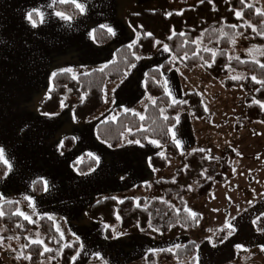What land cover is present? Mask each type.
Returning a JSON list of instances; mask_svg holds the SVG:
<instances>
[{
  "label": "rangeland",
  "instance_id": "374dc122",
  "mask_svg": "<svg viewBox=\"0 0 264 264\" xmlns=\"http://www.w3.org/2000/svg\"><path fill=\"white\" fill-rule=\"evenodd\" d=\"M37 1L44 13L41 25H53L56 32L38 34L35 30H23V25L20 30L14 27L7 33L5 28L0 31V146L12 165L6 178L0 180V204L16 202L17 213H24L33 224L42 216L50 218L64 244H80L71 264H146L147 253L158 256L187 242L197 246L196 264H264V231L256 230L257 219L264 217V123L246 118L247 92L242 87L224 88L223 77L203 67H178L166 73L165 85L173 99L196 92L209 121L197 119L189 111L177 114L179 121L172 132L180 142L179 154L163 170L149 167L148 156L157 151L151 141L140 145L124 138L122 145L112 149L94 134L95 126L115 119L120 107L143 115L149 101L145 97L143 73L149 66L158 67L168 57L159 41L152 54L139 56L122 81L107 83L104 105L93 117L84 121L74 119L73 109L82 97L71 90L65 93L57 113H38L53 72L70 68L76 76L99 69L111 61L116 48L136 40V32L126 22L128 13L146 9L170 14L201 0H79L86 12L75 21L58 20L52 9L54 0ZM246 1L264 15V0ZM14 6L19 14L16 0ZM103 21L113 22L115 30L113 41L104 48L96 47L89 28ZM228 54L264 64V48L254 45L250 35L236 38ZM246 75L230 72L227 77L244 79ZM70 135L75 146L63 154L61 141ZM201 149L215 161L205 169V179L220 171L221 160L228 163L229 169L224 182L216 183L204 197L197 193L204 180L192 181L184 205L199 216L195 229L174 226L167 234L136 228L123 232L116 224L111 227L113 238L106 239L105 226L88 216L90 205L107 196L119 201L143 199L145 204L162 199L151 182L174 180L177 171L185 167L184 157ZM83 153H91L99 160L95 159L97 165L92 171L78 174L73 163ZM40 178L48 183H43L44 192L36 195L32 184ZM139 182L147 187L137 188ZM170 202L178 208V201ZM25 239L29 244L41 241L38 244L46 248L38 228L30 230ZM0 245V264H30L28 256L23 257V241L6 225H0ZM39 264L52 262L43 259ZM165 264L190 263L174 259Z\"/></svg>",
  "mask_w": 264,
  "mask_h": 264
},
{
  "label": "trees",
  "instance_id": "16d2710c",
  "mask_svg": "<svg viewBox=\"0 0 264 264\" xmlns=\"http://www.w3.org/2000/svg\"><path fill=\"white\" fill-rule=\"evenodd\" d=\"M55 11L63 12L71 19L80 13L71 3L54 4ZM236 11L242 13L237 18ZM128 26L137 34L132 43L119 46L113 58L99 69H92L87 73L73 75L71 72H56L51 77L46 97L38 107V113H57L63 105V97L67 90H71L82 99L73 109L76 121H84L93 117L104 105V88L109 82L121 81L139 60L140 55L148 56L155 50L156 42L167 45L168 57L158 68H149L144 74L145 96L149 100L144 114L129 110L118 109L113 120L101 121L94 128L96 138L112 149L117 148L126 138L129 142L139 141L144 145L149 141H156L161 152L149 157L148 164L152 170H163L173 157L179 154V149L172 136V128L176 125L177 114L189 111L197 118H206L202 99L196 92L185 93L180 101L171 100L164 80V74L178 67L194 69L203 67L207 72L223 77V86L231 89L242 87L247 95L244 98L246 118L253 122L264 123V108L255 101L264 103V85L253 81H264V68L252 60H240L230 57L228 50L236 38L250 35L253 44L264 48V15L257 12L246 0H203L192 7H185L180 12L165 14L160 10H142L128 13ZM236 25V27H232ZM255 29V31H253ZM151 33V35H148ZM93 39L99 46L108 45L112 35L107 30L96 26L93 28ZM215 53V55H213ZM230 72H242L247 75L244 79L227 77ZM143 117V119H141ZM167 117V119H166ZM75 146L71 136L62 139L60 151L65 154ZM215 161L207 156V151L194 150L184 157L185 167L178 170L174 180H158L151 182L156 191L163 198L155 199L145 204L143 199L135 202L132 198L122 200L112 199L111 196L99 199L90 205L88 216L100 221L105 226L106 239L113 238L112 226L118 225L123 232L133 228L138 230L152 229L160 234H167L172 227L180 226L187 230L197 227L199 216H191L186 211L184 197L190 192V185L194 179L204 180L198 188L200 197L211 193L216 183H223L229 166L224 160L220 161V171L211 179H205V169ZM97 165L96 160L89 154L83 153L73 167L78 174H86ZM7 166L0 162V180L5 176ZM147 187L138 184L137 188ZM33 191L40 195L43 191L42 183L37 180L33 184ZM171 200L178 201V208H174ZM121 201H123L121 203ZM16 202L0 204V225L8 226L18 239L24 243L23 257L28 256L30 264H39L43 259H51L52 264H71L80 244L73 242L66 245L55 228L54 222L46 217L39 218L37 224L30 223L17 214ZM119 217V218H117ZM38 228L44 237V244H29L25 235L32 229ZM155 229V230H154ZM256 230L264 231V217L256 221ZM195 242L172 250H164L158 256L147 253L146 264H165L174 259L189 260L196 264ZM1 250V245H0Z\"/></svg>",
  "mask_w": 264,
  "mask_h": 264
},
{
  "label": "crops",
  "instance_id": "0c3cea01",
  "mask_svg": "<svg viewBox=\"0 0 264 264\" xmlns=\"http://www.w3.org/2000/svg\"><path fill=\"white\" fill-rule=\"evenodd\" d=\"M14 1L15 0H0V31L2 32V31H4V28H5V32L7 33L8 31H11V30H13L14 29V27H16L15 29H18V28H20L22 25H23V30H26V31H28L29 29V32L30 31H37L38 32V34H45V33H47V32H49L50 34L52 33V32H56V28L53 26V25H50V26H42L41 25V23H40V21H39V18H38V16H33V19H35L36 21H37V27H32V25H30V23H29V21L26 19V14L28 13V11H30V10H32L33 8H39L40 9V11H42L43 9H41L42 8V6L40 5V2L39 1H37V0H16L17 1V5L19 6V8H20V12H19V14H17L16 12H15V6H14ZM57 2H59V1H55L54 3H53V7H52V9H53V11H54V13H56L57 11H55V9H54V4L55 3H57ZM93 5H95V4H93ZM92 5V6H93ZM28 7H31V8H28ZM102 7H104V6H102ZM82 16V14H80L77 18H75V19H73L74 21L75 20H77V19H80V17ZM57 19L58 20H64V19H61L60 17H58L57 16ZM71 19V18H70ZM64 21H66V20H64ZM21 24V25H20ZM101 25H105L106 27H101V25H95V26H90L89 28L91 29V33H90V35H91V37H92V40H93V42L95 43V41H94V39H93V28L94 27H96V26H99V27H101V28H103V29H105V30H107L108 31V28H111L112 30H113V32L115 31L114 30V24H113V22H111V21H103L102 23H100ZM81 26H82V29H83V25H82V22H81ZM14 29V30H15ZM18 30H20V29H18ZM88 30V29H87ZM87 30H86V32H87ZM43 35L40 37L41 39H43ZM112 35V34H111ZM2 39H4V38H1V40ZM4 41H6V43H7V40L5 39ZM112 41H113V35H112ZM111 41V42H112ZM44 42V41H43ZM110 42V43H111ZM95 45H96V47L97 46H99V45H97L96 43H95ZM123 45V44H122ZM121 46V45H120ZM99 47H102V48H104L105 46H99ZM117 49V48H116ZM115 49V50H116ZM113 54H114V51H113ZM160 66V65H159ZM158 66V67H159ZM158 67H155V66H149V67H147L146 69H145V71H144V73H143V87H144V74H145V72H146V70L147 69H149V68H158ZM132 69V68H131ZM130 69V70H131ZM168 74V73H167ZM167 74H164V78L166 77V75ZM126 77V76H125ZM122 81V80H121ZM167 92H168V94H169V96H170V98H171V100L172 101H174V102H177V101H180L181 100V95L179 96V98H174L173 99V97H172V95H171V93H170V91H169V89L167 88ZM144 92H145V90H144ZM146 97V96H145ZM147 98V97H146ZM148 100V99H147ZM147 103H148V101L146 102V105H147ZM119 109H121V110H129V109H122L121 107L119 108ZM145 110V109H144ZM129 111H131V110H129ZM131 112H134V111H131ZM143 114H144V112H143ZM176 124H177V122H176ZM176 126V125H175ZM174 126V127H175ZM174 133V130H173V132H172V136L174 135L173 134ZM71 136V135H70ZM74 139V138H73ZM173 139H174V137H173ZM75 141V140H74ZM125 141V139H123V142ZM128 141V140H127ZM174 141H176L175 139H174ZM62 142V141H61ZM123 142L121 143V145L123 144ZM147 144H148V142H147ZM151 144L152 145H154V148H156V152L155 153H151L149 156H148V159H149V157L150 156H152V155H155V154H159L160 152H161V148H160V146L157 144V143H152L151 142ZM61 146V145H60ZM93 157V156H92ZM7 173H8V169H7ZM37 180H39L41 183H42V185H43V182L40 180V179H37ZM37 180H35V181H37ZM34 181V182H35ZM34 182H33V184H34ZM33 184H32V186H33ZM137 184H140V182L139 183H137ZM44 192V185H43V191H42V193Z\"/></svg>",
  "mask_w": 264,
  "mask_h": 264
},
{
  "label": "snow or ice",
  "instance_id": "6c2138e0",
  "mask_svg": "<svg viewBox=\"0 0 264 264\" xmlns=\"http://www.w3.org/2000/svg\"><path fill=\"white\" fill-rule=\"evenodd\" d=\"M54 2H55V0H54ZM59 2L60 3H71V4H73L75 6V8L78 9L79 13L82 14V15L86 12L85 5L83 3H80L79 0H59ZM201 2H203V0H201ZM209 3H211V0H209ZM241 3L243 4L244 3V0H241ZM34 15L39 17L40 23H43L44 22V13L42 11H40L39 8H33L32 10L28 11V13L26 14V19L31 23L32 27H37V21L35 19H33V16ZM55 15L58 16V17H60L61 19H64V20H69L70 19V17H68L67 15H65L63 12H59L58 11V12L55 13ZM235 15H236L237 18H241L242 17V13L240 11H236L235 12ZM101 27H106V26L105 25H101ZM232 27H236V25H232ZM253 31H255V29H253ZM108 32L111 33L112 35H115V33L113 32V30L111 28H108ZM148 35H151V33H149ZM164 51H166V52L169 51L167 45L164 46ZM213 55H215V53H213ZM132 66L135 67V65H132ZM260 66L262 68H264V64H261ZM60 71L61 72L70 73V72H72V69L65 68V69H61ZM56 75H57V73H55V72L52 73V76L53 77H55ZM233 79H237V77H233ZM252 79L256 83H260V84L264 85V81H258V80H256V77H252ZM166 83L167 82H165V84ZM165 91H167V88H165ZM255 103L260 104V106L262 108H264V103H261L260 101H255ZM42 114L45 115V116H49L50 115L47 112L42 113ZM141 119H143V117H141ZM166 119H167V117H166ZM178 121H179V117H177V122ZM151 142L154 143V144L156 143V141H151ZM135 143H139V141H135ZM175 143L177 144V146H180V142L178 140L175 141ZM109 147H111V145H109ZM200 151H203V149H201ZM89 155H92V154L89 153ZM95 159L98 162L99 158L98 157H95ZM0 161H2L7 166V169L10 172L11 169H12V165L9 162V160L6 159V157H5V149L2 146H0ZM6 176H7V172L5 173V178H6ZM40 179L43 181V183L45 184V186H47V183L48 182L46 180H44L43 178H40ZM112 199H116V197H112ZM122 202L123 201H121V203ZM186 211H187V209H186ZM17 214L18 215H21V216H24V213H22V212H18ZM0 215H3V213L0 212ZM196 215L197 214L195 212H191V216L192 217H195ZM117 218H119V217H117ZM24 219L28 220L30 218L28 216H24ZM35 243H41V241H35ZM176 247L178 248L180 246L179 245H176ZM237 247L239 248V247H242V246L237 245ZM45 251H49V249L46 248Z\"/></svg>",
  "mask_w": 264,
  "mask_h": 264
}]
</instances>
